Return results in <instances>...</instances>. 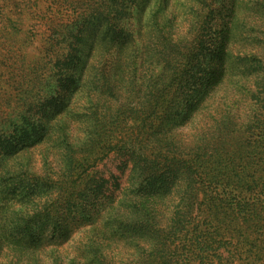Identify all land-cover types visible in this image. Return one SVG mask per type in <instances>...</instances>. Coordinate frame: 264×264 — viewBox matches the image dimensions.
Instances as JSON below:
<instances>
[{"label":"rangeland","instance_id":"1","mask_svg":"<svg viewBox=\"0 0 264 264\" xmlns=\"http://www.w3.org/2000/svg\"><path fill=\"white\" fill-rule=\"evenodd\" d=\"M263 81L264 0H0V264H264Z\"/></svg>","mask_w":264,"mask_h":264},{"label":"trees","instance_id":"2","mask_svg":"<svg viewBox=\"0 0 264 264\" xmlns=\"http://www.w3.org/2000/svg\"><path fill=\"white\" fill-rule=\"evenodd\" d=\"M218 81V79H215V80H213V81H210V84L211 85H213L215 82H217ZM258 89H261L260 90V92H263L262 93V95L264 94V81H263V83H262V87H259ZM260 98H263L262 96H259ZM259 104L261 103V101L260 102H258ZM190 109H192V108H190ZM234 117H238V115H233V118ZM215 131H219L220 132V134L221 135H223L224 134V131L222 130V128H219V130L218 129H216ZM214 131V132H215ZM225 132H228V133H230V134H228V136H230V137H228V138H232L231 136L234 134L233 132H234V130H232L231 128H227V129H225ZM221 135H219L218 136V140H220V141H226V139H228V138H222V136ZM211 142H213V138L212 139H209V142H207V143H211ZM203 147V146H202ZM202 147H200L199 149H202ZM183 167V166H182ZM186 169H187V173H188V178H189V182H188V188H187V191H188V193H191L192 192V195H191V198H190V195H189V199H188V201L187 202H190V203H185V206H187V207H192L193 209H194V207H195V202H196V198H197V193H196V189H197V183L199 184V179H201L199 176H201V175H203V171L202 170H200V169H203L202 167L201 168H199V166H198V164H195L194 162H192V163H190V164H187V166H186ZM160 182H161V180H159ZM163 188H165V189H170V185H168L164 180H162V182H161V185L160 186H158V189H163ZM191 192H190V191ZM187 211H188V213H190L189 212V210L187 209ZM188 222H189V220H188ZM187 224V223H186ZM25 231H27V228H24L21 232H19V235H21L23 232H25ZM6 233H8L9 235H11V236H13L14 234H15V229H5L4 231H3V234L2 235H4V234H6ZM210 233V234H209ZM218 236H222L221 234H219V230L217 229V230H214V231H212V232H208V230H206V234H205V239H204V237H203V240H204V242H205V244L209 247L210 246V244L208 243V242H211V243H215V242H218V238H220V237H218ZM214 238H216L215 240H213ZM223 237H221V239H222ZM22 238H20V240H21ZM27 245H29V244H27ZM208 260V259H207ZM211 261L212 262H214V260H212L211 259ZM15 264H18V263H15Z\"/></svg>","mask_w":264,"mask_h":264}]
</instances>
